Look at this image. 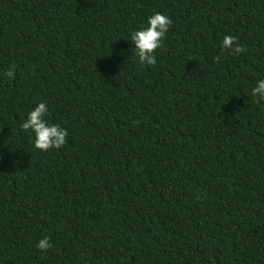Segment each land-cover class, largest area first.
Instances as JSON below:
<instances>
[{
	"label": "trees",
	"instance_id": "1",
	"mask_svg": "<svg viewBox=\"0 0 264 264\" xmlns=\"http://www.w3.org/2000/svg\"><path fill=\"white\" fill-rule=\"evenodd\" d=\"M260 80L264 0H0V264H264ZM41 102L60 149L21 129Z\"/></svg>",
	"mask_w": 264,
	"mask_h": 264
},
{
	"label": "clouds",
	"instance_id": "2",
	"mask_svg": "<svg viewBox=\"0 0 264 264\" xmlns=\"http://www.w3.org/2000/svg\"><path fill=\"white\" fill-rule=\"evenodd\" d=\"M173 21L166 15L156 12L148 18V27H142L131 33V41L134 44L135 55L140 64L155 66L157 63L156 51L163 47V40L166 37ZM223 51H229L233 55H238L247 51L239 38L233 35H225L222 41ZM214 62L220 61V56L213 58ZM8 78H14L15 65H11L5 73ZM252 96L264 100V80L257 82V86L252 89ZM49 109L46 103H39L28 113L27 120L21 124L24 132L34 134V146L37 150L47 152L52 149H60L67 143L68 131L58 124H50L47 116ZM37 247L46 252L53 247L50 237L41 239Z\"/></svg>",
	"mask_w": 264,
	"mask_h": 264
}]
</instances>
